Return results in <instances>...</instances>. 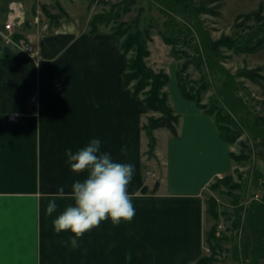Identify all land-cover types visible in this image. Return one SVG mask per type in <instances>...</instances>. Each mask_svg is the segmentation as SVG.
Listing matches in <instances>:
<instances>
[{
	"label": "crops",
	"instance_id": "crops-1",
	"mask_svg": "<svg viewBox=\"0 0 264 264\" xmlns=\"http://www.w3.org/2000/svg\"><path fill=\"white\" fill-rule=\"evenodd\" d=\"M222 2L224 19L260 8L264 14V0ZM21 29L34 55L0 39V264H196L206 255L210 227L204 191L234 169L233 145L213 118L182 96L171 74L178 136L156 129L155 156L147 160L143 124L150 112L124 85L128 55L121 39L74 23ZM247 57L264 74V47ZM258 87L264 95V81ZM92 139L114 162L134 165L128 192L135 216L118 226L101 222L73 249L67 243L73 234L57 235L52 221L73 203L71 185L87 176L71 171L65 153ZM54 197L57 210L48 215Z\"/></svg>",
	"mask_w": 264,
	"mask_h": 264
},
{
	"label": "rangeland",
	"instance_id": "rangeland-1",
	"mask_svg": "<svg viewBox=\"0 0 264 264\" xmlns=\"http://www.w3.org/2000/svg\"><path fill=\"white\" fill-rule=\"evenodd\" d=\"M192 1L201 8L199 17L203 27L210 31L212 39H218L223 34L237 35L243 33L245 27L258 24L254 17L241 18L239 21H237V17L229 20L222 18L221 7L223 2L220 4L218 0ZM14 2L21 3L24 8L25 21L21 27L25 30H31L35 27V29L39 28L41 32L69 23H74L80 31L90 30V21L95 14L111 10L113 6L117 5L115 11H120L121 19L132 24L134 29L150 28L152 40L149 42V49L151 54L147 61L155 70L163 69L176 78L175 73L179 64L187 60L185 57L176 58L172 53V46L164 41L161 34L166 29L170 31L177 29L174 26L167 28V26H171L167 23L171 19V15H176L177 21H183L184 16L180 14L181 12L177 13L178 11L164 3H159L157 0H134L132 3L131 0H0V29L3 28L9 8ZM262 16L264 17V14ZM37 19H39L38 22ZM239 23L241 25H238ZM46 24H48L47 27H45ZM113 24L114 21L109 25L101 24L99 30L111 32ZM20 30L18 33L23 36L24 29ZM20 39L18 41H21ZM1 40L7 45L20 48L13 42H6L3 38ZM20 43L24 45V42L21 41ZM178 48L189 50L190 53L194 51L182 43H179ZM221 52L220 64L235 77L238 87L236 94L245 107V109L233 112L232 116L239 125L244 124L243 120L256 122V116H262L264 119V95L258 87L259 81L246 76V70L254 69L249 64L248 54L236 53L234 50L225 47L221 48ZM204 71H206L205 68L201 70L196 65L191 64L185 75L188 76L189 80L198 82ZM207 74L206 79L210 87L202 93V103L224 104L225 76L220 71ZM175 85L179 90L177 81ZM166 89L169 95L173 97L174 80L172 78ZM224 107L226 110H230L226 103ZM243 127V134L232 145L235 153L239 154L243 151L248 154V158L239 162L234 161V169L226 175L219 176L220 178L211 183L204 191L206 200L211 196L216 198L219 211L218 220H214L208 214L210 221L208 226L216 227V237L220 239V249H217V261L214 264H252L251 251L257 242L258 236L253 231L249 218L252 215H257L256 209H254L256 202L264 204V141L261 137L258 138L253 131V128L254 130L257 129L255 123H251L249 128L246 125ZM162 129L163 132L167 130V128ZM258 129L264 130V120ZM146 159H152L148 150L146 151ZM156 167L159 168L160 165L157 164ZM156 167L154 166V168ZM227 178L232 182L218 183L219 181L224 182ZM254 219L256 220L257 216ZM205 247V253L209 255L211 251L207 241ZM259 264H264V258L260 260Z\"/></svg>",
	"mask_w": 264,
	"mask_h": 264
},
{
	"label": "trees",
	"instance_id": "trees-1",
	"mask_svg": "<svg viewBox=\"0 0 264 264\" xmlns=\"http://www.w3.org/2000/svg\"><path fill=\"white\" fill-rule=\"evenodd\" d=\"M159 3H164L166 6L173 8L184 16L183 21H177L176 15H171V19L167 22L169 27H177L171 31L161 32L164 41L172 46V53L178 59L185 57L187 60L181 62L176 69V81L182 96L188 100L195 102L204 113L211 116L220 132L221 137L229 144H234L238 138L243 134V126L250 127L251 123H255L257 129L255 133L258 138L264 141V130H259L258 127L262 123L263 117L256 116L255 121L243 120L244 124L239 125L232 116L233 112L239 109H245L241 104V99L236 94L237 84L235 77L220 64L221 48L225 47L234 50L236 53H255L264 47V17L263 10H259L247 14H240L237 16V21L241 18H256L257 25L245 27L243 33L237 35L223 34L218 39H212L210 31L203 27V23L199 17L201 8L192 0H157ZM211 1V0H209ZM216 1V0H215ZM219 3L223 0H218ZM134 0H131V3ZM119 5V4H118ZM117 5L113 6L111 10L99 12L94 15L90 21V32L97 33L101 24L109 25L114 21L111 27V32L121 39V49L124 54L128 55L127 68L124 72V85L132 89L133 94L142 96L150 115L143 124V130L148 138V154L150 157L155 156V148L157 138L155 130L159 128H167L174 136H178V124L180 121V114L175 111L170 103L169 93L166 86L171 80V75L163 69L155 70L149 65L147 59L151 51L149 49V42L152 40L150 28L134 29L132 24L121 19L120 11H115ZM237 24V23H236ZM238 25H241L240 23ZM22 37L20 33L15 35L19 40ZM179 43L194 50L190 53L189 50L178 48ZM191 64L196 65L203 72L202 77L198 82L189 80L185 75L187 69ZM220 71L225 76L223 92L224 104L229 106V111L225 109L224 104H204L202 103V93L210 87L206 79L207 73H216ZM246 76L252 80H257L259 83L264 81V74L262 67L257 66L254 69L246 70ZM197 83V87L195 84ZM191 84V85H190ZM200 84V85H199ZM246 145V144H244ZM233 161L246 160L248 154L241 151L237 154L231 152ZM232 182L227 178L224 182ZM254 209L257 215H252L249 218L250 225L253 231L257 234V242L252 249V264H259L260 260L264 258V204L256 202ZM207 212L214 219L218 220L219 211L217 200L214 197L207 199ZM257 219L255 220L254 218ZM206 241L210 246L211 253L202 256L196 264H214L217 261V249H220V239L216 237V227L211 226L207 232Z\"/></svg>",
	"mask_w": 264,
	"mask_h": 264
},
{
	"label": "clouds",
	"instance_id": "clouds-1",
	"mask_svg": "<svg viewBox=\"0 0 264 264\" xmlns=\"http://www.w3.org/2000/svg\"><path fill=\"white\" fill-rule=\"evenodd\" d=\"M126 151V148L122 149L124 154ZM65 155L72 172L87 173V176L71 185L73 203L67 205L52 224L57 235L70 230L73 238L67 243L75 249L79 247V239L99 227L101 222L110 219L113 226H118L121 221L131 222L134 219L133 196L128 192V186L134 177L135 167L131 163L114 162L109 153L100 152L98 139H92L75 153L69 149ZM63 196L61 187L57 197ZM57 197L48 203V215L56 212Z\"/></svg>",
	"mask_w": 264,
	"mask_h": 264
},
{
	"label": "built area",
	"instance_id": "built-area-1",
	"mask_svg": "<svg viewBox=\"0 0 264 264\" xmlns=\"http://www.w3.org/2000/svg\"><path fill=\"white\" fill-rule=\"evenodd\" d=\"M23 6L19 2H14L11 4L9 11L7 13V18L5 23L3 24V28L0 29V35L1 39L3 38L6 42H13L18 47L24 49L28 54H35V51L33 48L28 44H21V41H18L15 38V35L20 31L22 24L24 23V10ZM39 19H37V22ZM48 24L45 25L47 27ZM30 100L36 101L37 100V93L36 91H33L30 94ZM17 114H9L8 119L11 121H17L18 120Z\"/></svg>",
	"mask_w": 264,
	"mask_h": 264
},
{
	"label": "water",
	"instance_id": "water-1",
	"mask_svg": "<svg viewBox=\"0 0 264 264\" xmlns=\"http://www.w3.org/2000/svg\"><path fill=\"white\" fill-rule=\"evenodd\" d=\"M158 187V182L156 183V185H155V188H157Z\"/></svg>",
	"mask_w": 264,
	"mask_h": 264
}]
</instances>
